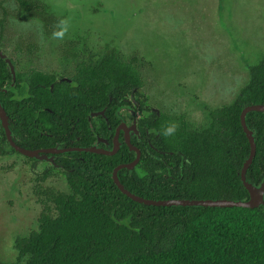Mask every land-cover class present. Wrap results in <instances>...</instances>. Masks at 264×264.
<instances>
[{"label":"flooded vegetation","instance_id":"af4514ba","mask_svg":"<svg viewBox=\"0 0 264 264\" xmlns=\"http://www.w3.org/2000/svg\"><path fill=\"white\" fill-rule=\"evenodd\" d=\"M22 1L0 0V208L6 244L17 235L16 257L20 240L54 209L53 195L68 190L66 171L89 161L128 163L137 150L141 159L142 148L169 166L163 156L171 151L143 136L141 121L153 123L164 111L198 126L219 107L209 98L214 84L199 88L204 79L198 92L158 93L156 53L137 41L142 24L154 21L142 4L61 0L64 8L54 0ZM63 19L70 22L68 35L53 39ZM109 60L132 70L111 94ZM7 252L0 248V264L12 262L3 258Z\"/></svg>","mask_w":264,"mask_h":264},{"label":"trees","instance_id":"16d2710c","mask_svg":"<svg viewBox=\"0 0 264 264\" xmlns=\"http://www.w3.org/2000/svg\"><path fill=\"white\" fill-rule=\"evenodd\" d=\"M105 68L110 94L118 80L132 72L116 60H109ZM249 74L237 97L210 111L201 125L168 117L164 111L155 114L153 123L142 120V135L171 151L163 156L169 166L156 163L142 148L134 170L119 171L125 187L148 198L248 197L241 171L251 145L241 112L247 105L264 104V57L249 67ZM173 121L179 125L176 134L160 135ZM246 122L257 144L246 175L258 184L264 177V112H249ZM122 162L126 161H89L66 171L68 190L53 195L54 209L44 212L40 227L20 240L18 256L9 264H264V204L146 205L114 182L113 169Z\"/></svg>","mask_w":264,"mask_h":264},{"label":"rangeland","instance_id":"374dc122","mask_svg":"<svg viewBox=\"0 0 264 264\" xmlns=\"http://www.w3.org/2000/svg\"><path fill=\"white\" fill-rule=\"evenodd\" d=\"M135 1L154 20L142 24L137 41L156 53L158 93L171 88L198 92L197 83L204 79L199 88L214 84L209 98L216 106L230 104L249 82V66L264 57V0H126ZM5 227L0 208V248L8 249L3 258L10 255L8 261H14L17 235L6 244Z\"/></svg>","mask_w":264,"mask_h":264},{"label":"water","instance_id":"95a60500","mask_svg":"<svg viewBox=\"0 0 264 264\" xmlns=\"http://www.w3.org/2000/svg\"><path fill=\"white\" fill-rule=\"evenodd\" d=\"M251 111H261L264 112V104H251L243 108L241 112V123L243 129L249 139L251 149L249 156L244 161L241 179L248 190L249 196L243 199H227V198H148L142 195L135 194L125 187L119 178V170L122 168H128L132 170L140 160L141 153L137 150L136 158L128 163H123L117 165L112 173L113 180L119 189L132 198L133 200L146 204V205H155V206H204V207H249L257 208L261 207L264 204V177L260 183L255 184L247 179V171L251 164L253 163L256 153H257V144L255 133L250 127H248L246 122V116ZM129 142V141H128ZM130 143V142H129Z\"/></svg>","mask_w":264,"mask_h":264},{"label":"clouds","instance_id":"9594fccd","mask_svg":"<svg viewBox=\"0 0 264 264\" xmlns=\"http://www.w3.org/2000/svg\"><path fill=\"white\" fill-rule=\"evenodd\" d=\"M70 22L67 19L60 20L57 24V30L53 32V39L63 40L69 32ZM21 99V97H17ZM179 125L176 122L167 123L164 128L160 131V135L163 137H173L178 131Z\"/></svg>","mask_w":264,"mask_h":264}]
</instances>
